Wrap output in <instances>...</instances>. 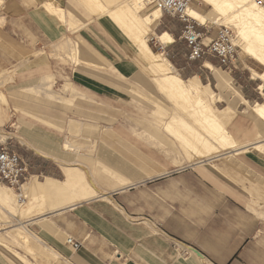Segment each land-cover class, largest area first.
Wrapping results in <instances>:
<instances>
[{"label":"crops","instance_id":"obj_1","mask_svg":"<svg viewBox=\"0 0 264 264\" xmlns=\"http://www.w3.org/2000/svg\"><path fill=\"white\" fill-rule=\"evenodd\" d=\"M67 3L2 0L0 7V149L19 157L26 197L42 206L24 210L21 224L48 263L264 264V155L247 149L253 144L219 153L174 115L164 123L123 121L122 102H133L144 78L137 55L147 61L105 15L74 27ZM181 27L162 12L153 25L157 36L171 37L163 46L169 50L181 41ZM69 42L79 50L61 63L59 48ZM187 62L173 70L196 62L214 67L209 58ZM217 75L225 78L219 87L235 94L213 93L227 102L222 110L210 105L227 124L236 103L247 102ZM175 76L211 91L196 73ZM245 114L256 120L247 107ZM78 170L90 186L78 181ZM0 264H10L2 253Z\"/></svg>","mask_w":264,"mask_h":264},{"label":"rangeland","instance_id":"obj_2","mask_svg":"<svg viewBox=\"0 0 264 264\" xmlns=\"http://www.w3.org/2000/svg\"><path fill=\"white\" fill-rule=\"evenodd\" d=\"M120 2L121 0H68V3L66 5L67 7L64 10L66 13L72 14L73 21H70L69 18H67V16H66V19L70 21L71 23L73 22L74 27H76V25L81 26L82 24L84 23L86 24L91 19L96 17L93 14H101L100 12H103L105 16H107L108 15L107 11H110V10H114L116 11L115 14H119L120 13L119 9L122 6H119V7L117 6L120 4ZM238 2L241 3L240 1ZM51 8L53 7L51 6H49V8L48 6L46 7V9L48 10L49 9L51 10ZM190 8L194 9L199 14L206 15L208 17L209 20L206 23V26L210 29V34L212 36H214L216 30H218L219 27H227L233 32L237 40L239 49H238L236 61L234 62V65L232 66L230 71L226 70L223 67H219V63L217 64L216 63L217 60L214 58H209V60L214 65L213 71H209L206 68H203L202 63H197V62L188 64L185 67L186 69L184 71L177 72L173 70V67L175 68L176 65L184 64L188 61L186 57L183 56L184 45L181 42L182 40L176 41V43L173 44V48L170 50L169 48L168 49L163 48V46H166V44H161L160 46V44L155 43L156 40L155 41L153 40V39H156L157 34H158L157 30L153 29V26L151 28L152 32H150V34L148 33V35L146 36L148 37L146 38V43L148 47L151 49L153 54L155 55L157 54L156 56H159L160 58L165 59V63L167 62L166 64L167 65L169 64L170 66L169 68H170L171 74L173 75L179 74L183 80H185L184 78L186 77V75H190L192 73H196L197 75H199L200 80L203 85L206 83L209 84V88L211 89V91L208 90L207 92L208 94H210L209 92H211L212 95H214L213 93H215V95L217 96L219 92H221L223 94H227V95L231 94L234 96L235 94L232 90L222 89L221 87H219L220 83L222 85L223 80L225 78L219 77L217 73L223 74V76L227 77V80H229L236 89H233L232 87L231 88L237 91L238 93H240V95H236L237 97H239V100L242 101L243 99L247 103L245 104L242 102L236 103L235 107H233V110L236 112V115L227 124H225V122L228 120V118L227 119L223 118L221 112L213 111L215 115L217 116L218 120L220 121V123L224 126V129L230 132L234 136L235 141H236V143H234L233 140H230L229 143L231 144H228L225 146H220L214 143L213 144L218 148L219 153L227 151L228 149H231V148L235 150V149L244 148L245 146L253 144V147L250 146L247 149H250L253 152L255 151V153L257 151L264 155V152L260 151L259 149L257 150L254 148V143L256 144V142H261V143L264 142V122L260 121L258 118L253 117L250 111V107L252 104L260 103L263 101L262 92L264 93V88L260 90L259 87L263 84L264 79H262L263 80L262 81L261 79H258L257 76L263 73L264 68L261 65H259L258 62H256L250 56L246 55L243 52L242 47H240L242 42L241 40H239L240 38H238V35L236 34L235 29L231 27L232 22H230L229 17L223 16L220 14L217 15V13L215 12L213 13L212 8L200 0H191ZM155 10L156 9L154 8L153 5H148L146 1H143L141 2L140 9L137 10V13L140 17H144L146 15H149ZM235 10H238V9H235ZM55 13L57 15V11H55ZM212 13L214 15L213 18H209L210 16L212 17ZM108 18L117 27L121 29V27L118 25L117 22H115L111 17H108ZM215 18H216V21H215ZM223 18L224 20H222ZM210 19L211 20L213 19V22ZM228 24H231V26H229ZM120 29L119 31L121 32L123 37L126 39V41L127 42L130 41L131 44L135 46L139 38V34H136L137 32H133V31L130 32L125 28L121 30ZM182 29L183 27H181L180 29V36H181ZM75 49H78V45L71 44V42H69L68 45L61 46L59 48L60 53L57 56L59 58V61L61 63H66L65 62L66 58L71 61H74L73 59L74 57L72 54L74 53ZM68 52H70V55H69L70 58L68 57ZM137 57L139 61V73L143 75L144 78L142 82L137 83L138 84L137 92L132 95L133 102L129 104L128 103L124 104L125 102H122L123 103L121 105L122 106L121 108L123 110L122 120L132 121V122L142 123V124L146 121L164 123L166 121H170L174 115L175 117H179L180 120L184 121L185 123L193 127L197 131V133L202 135L203 138H207L209 139V141H213L210 138L212 136L208 137V135H212L211 131H208L209 130L208 127L205 128V126H202L203 123L201 122V120L199 121L197 119V116L200 113L198 112V107L194 106L195 105L194 104L195 101H193L194 99L191 97L186 98L184 96L182 97L177 96L173 93L169 94V92L162 90L158 82V77H160V75L154 73L148 67L149 62L148 63L144 62L143 60L140 59L138 55ZM177 58L179 59V62L176 61ZM216 77L219 80V83L217 86H216ZM145 79L146 80L152 79L153 81L149 82V81H146ZM202 93H203L202 94L203 98L205 102L209 105V107L212 104V107L215 108L216 110H222L227 106V102L224 99L220 98L219 96H218V99L220 100L219 103L216 101H214L213 103H210L209 97H207L209 95H206V91H203ZM246 107L247 109H249L250 115L256 120H251L247 117V115L245 114ZM172 112L174 113L172 114ZM204 128L207 131L206 130L204 131ZM260 131L261 133L263 132V134L260 135ZM3 132H5V130L1 131L0 135H2ZM1 139L2 137H0V140ZM201 150L203 154L206 153V149L204 147H201ZM85 152H91V151L86 150ZM0 190H2L3 195L10 196L11 198L10 205H3L0 203V253H2L8 259V262L10 264H49L47 261L46 251L38 243H36L30 229L25 227L27 231L30 233L28 236H26L28 240L27 243H25L24 240H22L19 237V235H17L16 231L11 229L13 228L14 224L18 223L17 220L20 223H22L21 219H23L22 214L24 210L27 209V212H26L27 214L29 213V210H31L30 214H32L34 209L39 210V208H41L42 206L40 207V204L38 201L32 202L30 196L26 197L23 187L20 193L23 194V196L25 194L26 198H25V203L22 205H20L19 202L17 203L18 192L9 189L3 183H0ZM35 203L36 205H34ZM256 204H259V203L256 202ZM19 215L21 216L20 219L18 218Z\"/></svg>","mask_w":264,"mask_h":264},{"label":"bare ground","instance_id":"obj_3","mask_svg":"<svg viewBox=\"0 0 264 264\" xmlns=\"http://www.w3.org/2000/svg\"><path fill=\"white\" fill-rule=\"evenodd\" d=\"M143 1H146L148 3V0H121L120 4L118 6L116 5L117 7L122 6L119 9L120 13L115 14L116 11L110 10V11H107V14H108L107 16L111 17L115 22H117L118 25L121 27V29L125 28L130 32L133 31V32H137L136 34H139V38L137 37L138 40H137V43L135 44L137 53H139V55L142 58H144L147 62H149V68L154 73L160 75L158 82L162 90L169 92V94L173 93L177 96H181V97L184 96L186 98L191 97L194 99L193 100L195 101L194 106L198 107V112L200 113L198 114V116L197 115L195 116H197V119L199 121L201 120V122L203 123L202 126H205V128L208 127L209 129L208 131H211L212 135H208V137L212 136L210 137L213 140L212 142L220 146L231 144L229 143L230 140H232L231 137L227 134V132L224 129V126L220 123V121L218 120L213 110L209 107V105L205 102L203 98L202 92L205 91V88L200 87V85L194 86L191 84L192 82L190 83L184 82L179 77L171 74L170 73L171 71L169 68L170 66L169 64L168 65L166 64L167 62L165 63V59L160 58L159 56H156L157 54L155 55L151 52L150 48L148 47L146 43V38H148L146 36L148 35V33L150 34V32H152L151 28L156 23L158 18L160 17L161 11L155 10L149 15L140 17L137 13V10L140 9L141 2ZM200 1H202L203 3L211 7L213 13L215 12L217 13V15L220 14V15L229 17L230 22H232L231 23L232 26L231 24H228V25L231 26L233 29H235L236 34L238 35V38H240L239 40H241L242 42L240 47H242L243 52L246 55L250 56L256 62H258V64L264 68V8H263L264 5H258L256 0H200ZM238 1H240L241 3H239ZM1 3H2V0H0V5ZM235 9H238V10H235ZM52 10H53L52 8L51 10L50 9L48 10L51 13V15L57 17V19L58 18L60 20L63 19V16L58 17L55 11L54 10L52 11ZM100 13L104 14L103 12H100ZM213 13H212V17L210 16L209 18H213L214 16ZM186 14L191 20L197 22L201 26L206 25V23L209 20L206 15H201L190 7L187 9ZM216 18H215V21H216ZM222 20H224V18ZM211 21L213 22V19ZM156 39L161 44H171L172 43L171 37L167 35L166 33L162 35H158ZM74 54L76 53L74 52ZM206 67L207 69L213 71V67L211 65L206 64ZM257 77L258 79H261V80L264 79V70H263V73L258 75ZM194 84H196V82ZM197 84H200V83H197ZM263 88H264V82L259 87V89L261 90ZM209 93L210 94L208 97H209L210 103H213L214 102L213 95L211 94V92ZM262 97H263V101L260 103H254L250 107V111L253 117L258 118L260 121L264 122V93L263 92H262ZM205 128H204V131L206 130ZM261 134H263V132L261 133L260 131V135ZM202 143L206 146L204 140ZM65 148L67 149V147ZM254 148L257 150L259 149L260 151L264 152V142L262 143L256 142V144H254ZM238 151H245V149L243 150L241 148L240 150H237V152ZM76 174H77V178L79 182H81L87 187L90 186L88 185L87 182L82 181V176L80 175L81 172L79 170L78 172H76ZM36 189H39V188H36ZM2 190H0V203L3 205H10V202H11L10 196L3 195ZM37 191L40 192V190H36V192ZM84 193L83 194L79 193V194L80 195L82 194L81 196H83L85 195ZM37 194H41V192ZM90 195H94V192L93 191L90 192ZM25 198L26 197L24 194V199ZM17 203H18V200H17ZM11 229L16 231L17 235H19V237L22 240H24L25 243L28 242L26 236H28L30 233L21 223L14 224L13 228Z\"/></svg>","mask_w":264,"mask_h":264},{"label":"built area","instance_id":"obj_4","mask_svg":"<svg viewBox=\"0 0 264 264\" xmlns=\"http://www.w3.org/2000/svg\"><path fill=\"white\" fill-rule=\"evenodd\" d=\"M257 3L264 5V0H257ZM148 5H153L156 10L176 18L183 24L180 39L188 50L187 60L189 62L214 58L218 61L219 67L231 70L239 47L229 28L219 27L214 36L210 37V29L207 26H200L186 14L191 0H148ZM26 179V169L19 157L5 148L0 149V183L18 192L17 200L20 205L25 203L24 196L20 192ZM65 243L74 251L80 246L69 237L66 238ZM178 251L182 257L189 255L188 250L178 249Z\"/></svg>","mask_w":264,"mask_h":264}]
</instances>
